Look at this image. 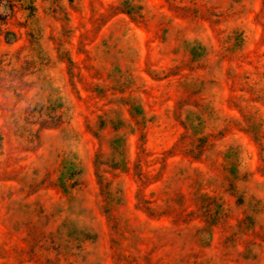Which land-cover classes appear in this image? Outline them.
Instances as JSON below:
<instances>
[{
	"label": "rangeland",
	"instance_id": "rangeland-1",
	"mask_svg": "<svg viewBox=\"0 0 264 264\" xmlns=\"http://www.w3.org/2000/svg\"><path fill=\"white\" fill-rule=\"evenodd\" d=\"M0 133V264H264V0H0Z\"/></svg>",
	"mask_w": 264,
	"mask_h": 264
},
{
	"label": "trees",
	"instance_id": "trees-1",
	"mask_svg": "<svg viewBox=\"0 0 264 264\" xmlns=\"http://www.w3.org/2000/svg\"><path fill=\"white\" fill-rule=\"evenodd\" d=\"M42 122L44 123V125L56 127V126H59L61 123H63V120L61 119V115L57 114L54 111V112H51L50 114H48V117L44 118L42 120ZM3 138H4L3 135L0 133V151L3 147Z\"/></svg>",
	"mask_w": 264,
	"mask_h": 264
}]
</instances>
